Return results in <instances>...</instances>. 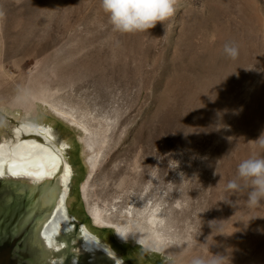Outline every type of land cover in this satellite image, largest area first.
<instances>
[{
    "label": "rangeland",
    "instance_id": "obj_1",
    "mask_svg": "<svg viewBox=\"0 0 264 264\" xmlns=\"http://www.w3.org/2000/svg\"><path fill=\"white\" fill-rule=\"evenodd\" d=\"M98 3L102 7V0ZM181 11L173 24L175 36ZM101 18L98 29L103 31L109 23ZM93 21L98 22L93 20V0H0V142L22 122L39 125L63 141L72 169L68 212L123 264H191L194 257L211 261L217 255L223 264H264V207H249L247 191L226 188L243 160L264 158V147L255 141L264 133V87L255 97L262 77L251 75L249 67L251 82L232 92L239 101L212 106L188 104L183 94L166 93L168 76L143 89L140 83H110L102 72L85 69L97 61ZM44 39L61 40L34 57ZM64 57L72 72L68 78L55 68ZM28 91L38 99L29 101L34 105L26 110L17 100ZM46 101L71 112L98 138L107 137L106 156L98 155L97 171L91 174L84 130L52 112ZM150 123L156 143L153 165L145 162L128 182H106L102 168L129 145L136 155V142ZM123 162L113 164L122 167ZM90 208L113 224L132 222L147 235L158 233L170 246L180 242L187 247V262L176 253L145 248L136 239L121 240L113 227L94 222ZM154 210L161 223L148 230ZM140 251L148 254L146 262Z\"/></svg>",
    "mask_w": 264,
    "mask_h": 264
},
{
    "label": "bare ground",
    "instance_id": "obj_2",
    "mask_svg": "<svg viewBox=\"0 0 264 264\" xmlns=\"http://www.w3.org/2000/svg\"><path fill=\"white\" fill-rule=\"evenodd\" d=\"M176 7L177 10L183 8L181 16H178L179 26L176 36L173 28L176 14L165 21L164 25L157 24L148 32L121 34L113 30L109 16L99 6L98 0H93V20L98 22L93 21L92 45L97 53V56L95 55L97 61L87 63L85 69L93 70L94 73L102 72L101 74L107 76L110 83L125 86L140 83L142 89L150 84L157 85L160 78L168 76L164 86L166 93L183 94L188 104L212 106L211 104L234 105L237 100L239 101L232 92L242 82H251L247 80H249L248 68L252 67L251 75L262 77L255 96L257 98L260 88L264 87V0H178ZM101 17L109 23V27L107 29L105 27L103 31L98 29ZM172 39L178 41L175 43ZM60 40L44 39L40 47H36L38 49L33 56L43 54ZM225 44L237 47L236 59L225 56L223 52ZM55 68L61 77L65 75L68 78L72 73L68 72L65 57L57 61ZM0 70L3 71V68L0 67ZM138 76L141 77L140 80ZM88 78L84 81L88 82ZM37 99L29 91L24 92L18 98L17 105L28 110ZM29 101L33 103L27 105ZM262 101L264 102V99ZM46 102L56 115L84 130L85 146L90 153L88 163L91 174L97 171L101 165H96L98 155L102 154L103 159L106 156L107 137L103 135L98 138L71 112ZM22 124L13 129L12 137L2 139L0 142V176L9 173L14 177L38 178L43 176V173L57 170L62 162L60 154L66 151L67 145L63 141L54 140L51 131L48 132L39 125ZM152 130L154 125L150 123L143 138L136 142V147L139 148L136 155L133 153L134 145H129L124 150L119 149L107 167L102 168L106 182L119 179L121 184L125 183L129 176L137 171L135 169L141 165L144 168L145 162L153 165L156 143L153 140ZM51 140L56 142V148H53ZM118 159H124L122 167L113 164ZM63 168L66 194L64 212H67L66 199L70 189L72 169L66 161ZM138 172L140 173L139 169ZM136 174L138 176V173ZM89 213L97 224L113 227L121 240L136 239L145 248L176 253L182 261L187 262V247L180 242L170 246L157 232L155 236L147 235L144 228L135 226L132 222L130 226L113 224L102 217L96 208H90ZM65 218L70 219L68 214ZM148 220V230H152V226L158 221L161 223L155 210ZM83 228L91 239L118 257L106 244L90 234L84 226ZM119 264H121L120 259Z\"/></svg>",
    "mask_w": 264,
    "mask_h": 264
},
{
    "label": "water",
    "instance_id": "obj_3",
    "mask_svg": "<svg viewBox=\"0 0 264 264\" xmlns=\"http://www.w3.org/2000/svg\"><path fill=\"white\" fill-rule=\"evenodd\" d=\"M60 163L38 178L0 176V264H119L82 224L65 218Z\"/></svg>",
    "mask_w": 264,
    "mask_h": 264
},
{
    "label": "clouds",
    "instance_id": "obj_4",
    "mask_svg": "<svg viewBox=\"0 0 264 264\" xmlns=\"http://www.w3.org/2000/svg\"><path fill=\"white\" fill-rule=\"evenodd\" d=\"M178 0H102L103 11L108 14L113 30L121 34L148 32L157 24L164 25L177 12ZM226 57L236 59L238 49L225 44ZM264 147V133L255 140ZM227 190L247 191L249 207H264V158H248L238 165L237 178L229 181ZM191 264H223V257L214 256L211 261L194 257Z\"/></svg>",
    "mask_w": 264,
    "mask_h": 264
},
{
    "label": "flooded vegetation",
    "instance_id": "obj_5",
    "mask_svg": "<svg viewBox=\"0 0 264 264\" xmlns=\"http://www.w3.org/2000/svg\"><path fill=\"white\" fill-rule=\"evenodd\" d=\"M51 142L53 143L52 144V146H53V148H56L57 147V144H56V142L54 141V140H51ZM55 146V147H54ZM68 149V148H67ZM66 151L63 153V154H60V157H61V159H63V157H64V159H63V161H66ZM65 163V162H64ZM71 177H72V175H71ZM70 177V178H71ZM70 192V191H69ZM69 192H68V194H69ZM68 194H67V198H68ZM66 202H67V199H66ZM67 207V206H66ZM67 213H68V215L69 216H71L70 214H69V212H68V209H67ZM71 217H73V216H71ZM76 221H78L75 217H73ZM79 222V221H78ZM83 225V224H82ZM84 226V225H83ZM86 229V228H85ZM96 238V237H95ZM139 255H140V257H141V259H142V261H147L148 259H149V256H148V254L146 253V252H144V251H140L139 252ZM117 256L119 257V259L121 260V264H123V261H122V259H121V257L117 254Z\"/></svg>",
    "mask_w": 264,
    "mask_h": 264
}]
</instances>
